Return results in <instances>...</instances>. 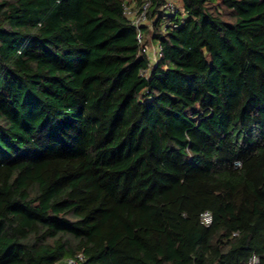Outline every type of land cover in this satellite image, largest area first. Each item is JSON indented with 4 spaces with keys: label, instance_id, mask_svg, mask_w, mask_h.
<instances>
[{
    "label": "trees",
    "instance_id": "1",
    "mask_svg": "<svg viewBox=\"0 0 264 264\" xmlns=\"http://www.w3.org/2000/svg\"><path fill=\"white\" fill-rule=\"evenodd\" d=\"M145 1L0 0V264H264V0Z\"/></svg>",
    "mask_w": 264,
    "mask_h": 264
},
{
    "label": "built area",
    "instance_id": "2",
    "mask_svg": "<svg viewBox=\"0 0 264 264\" xmlns=\"http://www.w3.org/2000/svg\"><path fill=\"white\" fill-rule=\"evenodd\" d=\"M151 4L150 0H146L143 2V4L139 6H135V3H127L125 2L123 5V13L125 16H127L131 23L136 27L137 29V39L138 42L141 44V51L144 54H147L149 59L151 60L152 64L157 61V59L161 55L162 47L160 44H153V43H146L145 37H144V31L143 26L147 24L149 27H151V23L148 20V10L149 6ZM168 9L173 12L174 14L177 12L176 6L173 4V2H169L166 4ZM213 220L212 213L207 210L202 214V221L209 225ZM85 259V255L83 251H80L77 253L75 257L67 258V264H79L80 261H83ZM259 258L257 256H253L248 264H258Z\"/></svg>",
    "mask_w": 264,
    "mask_h": 264
},
{
    "label": "crops",
    "instance_id": "3",
    "mask_svg": "<svg viewBox=\"0 0 264 264\" xmlns=\"http://www.w3.org/2000/svg\"><path fill=\"white\" fill-rule=\"evenodd\" d=\"M154 43H155V44H157L158 42H157V43H156V42H154Z\"/></svg>",
    "mask_w": 264,
    "mask_h": 264
},
{
    "label": "rangeland",
    "instance_id": "4",
    "mask_svg": "<svg viewBox=\"0 0 264 264\" xmlns=\"http://www.w3.org/2000/svg\"><path fill=\"white\" fill-rule=\"evenodd\" d=\"M157 43V42H156Z\"/></svg>",
    "mask_w": 264,
    "mask_h": 264
}]
</instances>
